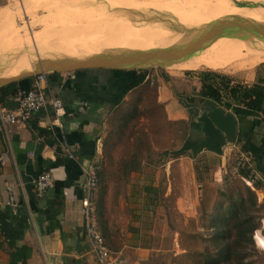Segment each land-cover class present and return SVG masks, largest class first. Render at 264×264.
I'll list each match as a JSON object with an SVG mask.
<instances>
[{
	"label": "crops",
	"instance_id": "crops-1",
	"mask_svg": "<svg viewBox=\"0 0 264 264\" xmlns=\"http://www.w3.org/2000/svg\"><path fill=\"white\" fill-rule=\"evenodd\" d=\"M158 70L155 77L147 71L145 79L134 87L131 86L134 77L129 70L86 68L55 75L49 73L48 85L62 100V113L58 115L53 107L47 106L33 112L23 124H13L6 131L0 129V157H3V162L0 160V264H18L20 261L24 264H98L90 248L81 211L84 196L82 164L96 161L100 178L118 113L123 118L124 112L133 114L138 105L142 110L146 107L145 100L151 98L153 109L162 114L159 121L165 123L168 119L174 123H189L193 127L184 142L189 137L201 138V124L196 118L201 103L209 98L199 96L202 89L200 78L193 75L175 79L168 71L158 73ZM255 72L253 77L241 83L252 85L260 81L264 85V72ZM17 82L18 89L28 88L32 86L34 76ZM180 94L194 96L196 100L189 102V106L184 105ZM15 96L16 93L6 95L0 89V107L14 108L17 105ZM226 101L234 104L232 98L223 93V102ZM217 104L238 120L236 141L227 143L223 153L217 154L223 160V156L227 157L236 147L248 159L254 175L259 174L264 179V115L256 117L249 131L241 133L242 122L238 115L232 108L220 102ZM134 122L132 120V125ZM146 141L150 144L149 140ZM151 148L160 151L163 145L152 142ZM204 152L214 151L204 150L197 155L191 151L180 154L169 151L177 159L191 164ZM42 172L51 173L54 182L40 194L35 180ZM138 175L142 183L136 185V189L140 194L135 189L132 192L143 204L151 198L150 191L159 184L150 182L140 172ZM248 177L254 187V179ZM190 178L197 180L192 172ZM99 190L98 220L112 252L110 264L147 263L149 254H152L150 251L156 248L140 244V238L136 241L134 232L129 230L126 198L115 196V204L112 189L104 198ZM259 191V200L264 202V190ZM12 196L17 201L16 208L9 203ZM132 218L138 221L135 233L142 235L141 212ZM128 251L135 252V255L127 257Z\"/></svg>",
	"mask_w": 264,
	"mask_h": 264
},
{
	"label": "rangeland",
	"instance_id": "rangeland-1",
	"mask_svg": "<svg viewBox=\"0 0 264 264\" xmlns=\"http://www.w3.org/2000/svg\"><path fill=\"white\" fill-rule=\"evenodd\" d=\"M101 1L109 3L107 12L98 6ZM155 1L0 0V7L5 6L0 8V28L7 26L8 34L25 41V47H32L36 33L56 28L71 32L76 39L75 45L79 47L77 51L82 55L133 49L137 41L136 33L131 29L136 24L131 18L140 25L145 20L144 24H150L154 20L158 22V18H163L159 23L173 22L177 18L173 2L164 5L163 0L162 3ZM137 6H142L140 11L132 12L131 7ZM147 6L150 11L143 12ZM200 8H203L200 3L193 4V9L185 11L186 17H192ZM15 52L16 49H3L0 59L11 58ZM37 57L33 58V64L39 60ZM263 62L264 59L259 60L248 69L234 72L208 67L178 68L175 71L168 67H151L147 71L154 77L156 69H159L158 73L168 71L177 79L193 76L194 71L212 70L231 77L234 83H241L253 77L255 71L264 72ZM189 71L193 72L189 74ZM151 100H145L144 109L137 104L133 114L124 112L121 118L118 113L114 119L115 126L107 145L109 153L100 169L99 188L102 198L112 189L115 204V196L126 198L129 230L134 232L136 241L140 238V244L156 248L150 251V260L145 264H264V250L258 249L252 239L254 230L264 224V202L259 200L264 179L259 174L254 175L248 159L236 147L230 150L229 157L223 156V160L214 152L200 154L192 164L177 159L169 151L179 148L193 127L185 122L159 121L162 114L153 109ZM132 120H135L133 125ZM151 141L163 145V148L154 150ZM139 172L150 182L159 184L150 191L152 199L143 204L132 192L135 189L140 194L136 189V185L142 183ZM191 172L196 181L191 180ZM243 172L258 186L253 187ZM138 211L143 216L142 235L135 233L138 221L132 218ZM128 255L133 257L135 252L128 251Z\"/></svg>",
	"mask_w": 264,
	"mask_h": 264
},
{
	"label": "bare ground",
	"instance_id": "bare-ground-1",
	"mask_svg": "<svg viewBox=\"0 0 264 264\" xmlns=\"http://www.w3.org/2000/svg\"><path fill=\"white\" fill-rule=\"evenodd\" d=\"M146 1L147 0H144L145 3H147ZM160 1L162 0H159V2ZM163 1L164 5L170 1L175 4L174 8L177 14H175V17L177 18H175L173 22L166 21V23H159V20L162 21L163 18H158V22H154V20L150 24L148 22L144 24L146 22L145 20V22L140 25L136 20L133 18L130 19L129 17V19L136 24L132 26L131 29V31L136 33L137 41V45L133 49L170 47L185 41L189 37L195 36L198 28L204 27L207 24L227 16H240L264 23V0ZM196 3H200L203 8L197 9L192 17H186L185 11L191 10V8L193 9V4ZM97 4L101 7L102 11L105 10L104 12L109 10V3L107 1H101ZM161 6L163 8L165 7L163 5H160V7ZM141 8H138V6L131 7V11H140ZM127 9L125 11H127ZM148 10L150 11L149 6H147L143 12H147ZM137 16L139 15L137 14ZM182 26L186 28H182ZM43 35L46 36L42 37ZM37 43L39 44V48L37 47ZM24 44L25 41L23 42L21 39H15L8 34L7 26L0 28V51L3 49H16V52L11 58H5L3 56L4 58L0 59V77L17 76L23 72L33 70L35 65L33 64V58L37 55L39 57H57L65 55L79 58L87 57V55L78 53L77 50H79V47L75 45L76 39L71 35V32L61 31L56 28L46 32L42 31L36 33L32 38V47H25L26 45L24 46ZM33 49L36 51L35 53ZM262 59H264V40L259 38L242 39L239 37L222 36L209 43L203 49L197 51L191 59L180 63H174L168 66V68L175 71L178 68L208 67V69L217 71L234 72V70L248 69L253 66L255 62Z\"/></svg>",
	"mask_w": 264,
	"mask_h": 264
},
{
	"label": "water",
	"instance_id": "water-1",
	"mask_svg": "<svg viewBox=\"0 0 264 264\" xmlns=\"http://www.w3.org/2000/svg\"><path fill=\"white\" fill-rule=\"evenodd\" d=\"M222 36L264 40V23L240 16H227L198 28L195 36L166 48L114 49L82 58L66 55L39 57L33 70L17 76L0 77V86L40 73H62L86 68L141 71L151 67H168L174 63L191 59L197 51ZM200 108L196 119L201 124V138L189 137L181 147L172 150V154L191 151L193 155H197L204 150L221 154L227 143L236 141L238 120L233 113L227 112L225 108L211 99L204 100Z\"/></svg>",
	"mask_w": 264,
	"mask_h": 264
},
{
	"label": "built area",
	"instance_id": "built-area-1",
	"mask_svg": "<svg viewBox=\"0 0 264 264\" xmlns=\"http://www.w3.org/2000/svg\"><path fill=\"white\" fill-rule=\"evenodd\" d=\"M69 73V72H68ZM49 74L40 73L34 76L32 86L20 88L16 92L17 105L14 108L0 107V129L7 130L13 124H23L31 117L33 112L47 106L63 108L62 100L57 97L48 85ZM59 102V103H57ZM3 162V157H0ZM84 175V196L81 199V211L86 223V234L92 253L98 264H110L111 249L105 240L98 220L97 192L100 186L99 165L91 160L82 164ZM54 182L49 172H42L35 180L37 191L42 194ZM14 208L17 201L12 196L9 202ZM264 223V221H263ZM18 264H24L19 262Z\"/></svg>",
	"mask_w": 264,
	"mask_h": 264
},
{
	"label": "trees",
	"instance_id": "trees-1",
	"mask_svg": "<svg viewBox=\"0 0 264 264\" xmlns=\"http://www.w3.org/2000/svg\"><path fill=\"white\" fill-rule=\"evenodd\" d=\"M147 70H129V73L133 75L132 87L141 83L146 76ZM193 71L187 73L190 74ZM194 75H197L202 82V89L199 92L201 98L213 99L220 102L227 108L232 110L238 115L242 122L241 133L247 132L251 129L252 125L256 122V117L264 115V85L259 81L252 85L243 83H234L232 78L221 74L217 71H194ZM58 74V73H53ZM52 74V75H53ZM4 94L16 93L18 89V82H12L10 84L0 87ZM223 93H227L234 104L231 101L223 102ZM179 98L184 105L189 106V102L195 101L196 97L179 95ZM250 117H252L250 119ZM245 177L248 174L242 173ZM255 186H258L254 182Z\"/></svg>",
	"mask_w": 264,
	"mask_h": 264
},
{
	"label": "clouds",
	"instance_id": "clouds-1",
	"mask_svg": "<svg viewBox=\"0 0 264 264\" xmlns=\"http://www.w3.org/2000/svg\"><path fill=\"white\" fill-rule=\"evenodd\" d=\"M59 103V102H57ZM63 109L62 108H58L57 109V114L59 115L60 113H62ZM58 123V121H57ZM252 239L256 245V247L260 250H264V224H262V226L260 228H257L256 230H254L253 235H252Z\"/></svg>",
	"mask_w": 264,
	"mask_h": 264
},
{
	"label": "flooded vegetation",
	"instance_id": "flooded-vegetation-1",
	"mask_svg": "<svg viewBox=\"0 0 264 264\" xmlns=\"http://www.w3.org/2000/svg\"><path fill=\"white\" fill-rule=\"evenodd\" d=\"M193 139H199V138H193Z\"/></svg>",
	"mask_w": 264,
	"mask_h": 264
}]
</instances>
